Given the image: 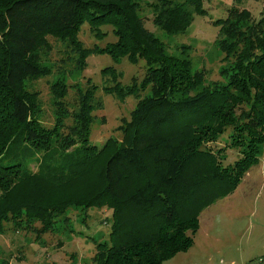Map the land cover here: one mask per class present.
I'll list each match as a JSON object with an SVG mask.
<instances>
[{"label": "trees", "instance_id": "16d2710c", "mask_svg": "<svg viewBox=\"0 0 264 264\" xmlns=\"http://www.w3.org/2000/svg\"><path fill=\"white\" fill-rule=\"evenodd\" d=\"M142 1L160 35L146 27ZM226 11L212 23L219 75L227 78L211 86L206 71L193 67L189 45L175 55L162 38L184 34L195 15L204 16L203 0H0V235L5 224L38 240L78 233L73 222L85 224L89 209L105 207L108 241L95 243L90 264H162L189 249L200 212L237 187L264 146V13L255 18L234 4ZM85 23L94 37L115 40L84 47ZM48 37L77 53L79 70L91 53L144 62L142 78L128 85L114 66L102 70L104 93L137 99L117 129L120 143L109 137L97 150L90 142L93 112L102 109L90 80L76 90L75 108L65 85L59 97L51 90L55 118L41 123L38 93L25 83L47 75L39 53L51 48ZM227 131L238 157L225 165L226 153L210 144ZM30 153L36 170L24 164ZM79 182L84 191L69 190Z\"/></svg>", "mask_w": 264, "mask_h": 264}, {"label": "rangeland", "instance_id": "374dc122", "mask_svg": "<svg viewBox=\"0 0 264 264\" xmlns=\"http://www.w3.org/2000/svg\"><path fill=\"white\" fill-rule=\"evenodd\" d=\"M232 4L248 9L255 18L264 13V0H242L241 4H236L234 0H203L206 14L195 15L184 34L173 37L162 35L169 53L179 55L181 44L190 46L187 51L193 67L206 71V83L210 82L211 86L224 82L227 78L219 75L221 54L216 44L218 29L212 22L225 17L226 10ZM141 8L146 27L160 35L158 28L151 21L152 12L145 1L141 2ZM78 35L84 47L94 44L104 46L105 43L115 40L112 34H107L104 38L94 37L86 23L81 26ZM48 40L51 48L39 53L40 63L47 68V75L25 83L26 89L38 93L36 97L41 123L51 126L55 118V98L51 90L56 91L55 95L59 97L57 93L63 90L65 85L68 92L65 101L69 107L75 108L76 90L79 87L85 88L90 80L98 87L96 96L102 104V109L93 112L95 120L91 124L90 142L97 150L102 149L109 137L120 143L122 133L117 129L123 119H130L137 99L134 95L121 99L116 95L104 93L101 86L106 84L108 76H105L102 70L107 66H114L122 73L119 78L121 84L128 85L132 77L142 78L144 62L133 64L124 59L116 62L107 54L91 53L86 57L85 67L79 70L76 52L68 50L60 40L52 37H48ZM147 95H150L148 89L141 93V96ZM65 122L70 124L71 120L66 119ZM227 135L228 131L218 141L210 144L215 152L218 153L221 149L226 153L227 157L223 161L225 165L238 157L236 149L229 146L231 140ZM33 157L35 156L30 153L24 164L31 165L30 168L36 170L34 161L28 162ZM86 186L87 184L79 182L69 190L80 193ZM70 213L77 212L73 209ZM88 213L85 224L77 222L78 220L71 224L78 233H70L68 229H64V234H60V231L46 233L39 240L35 238L33 231L13 230L11 224H5V232L0 235V264H90L96 250L95 243L108 241L111 210L105 207L91 208ZM74 217L75 214L72 218ZM198 222L199 228L194 234L191 247L162 264H264V146L260 152L259 163L250 168L231 193L220 196L203 208ZM48 255L57 258L54 263L48 259ZM32 257L36 260H32Z\"/></svg>", "mask_w": 264, "mask_h": 264}, {"label": "crops", "instance_id": "0c3cea01", "mask_svg": "<svg viewBox=\"0 0 264 264\" xmlns=\"http://www.w3.org/2000/svg\"><path fill=\"white\" fill-rule=\"evenodd\" d=\"M248 174H249V173H248ZM249 175H250V174H249ZM62 247H63V246H62ZM62 247H61V248H62ZM38 248L40 249V247H38ZM31 259H32V260H36V259H34V257H32ZM48 259H49V260H53L52 262L54 263V262H55L54 260H56L57 258H56V257H53V258H52V255H48Z\"/></svg>", "mask_w": 264, "mask_h": 264}]
</instances>
